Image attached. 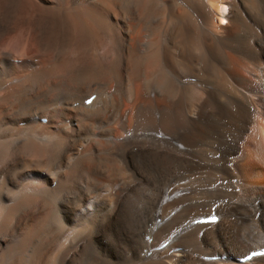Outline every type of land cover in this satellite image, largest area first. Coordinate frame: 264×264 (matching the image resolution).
Instances as JSON below:
<instances>
[{
	"label": "bare ground",
	"instance_id": "bare-ground-1",
	"mask_svg": "<svg viewBox=\"0 0 264 264\" xmlns=\"http://www.w3.org/2000/svg\"><path fill=\"white\" fill-rule=\"evenodd\" d=\"M262 245L264 0H0V264Z\"/></svg>",
	"mask_w": 264,
	"mask_h": 264
},
{
	"label": "rangeland",
	"instance_id": "rangeland-1",
	"mask_svg": "<svg viewBox=\"0 0 264 264\" xmlns=\"http://www.w3.org/2000/svg\"><path fill=\"white\" fill-rule=\"evenodd\" d=\"M33 61L35 62V59H34ZM13 63H14L15 65L19 64V59H18V58H15V59L13 60Z\"/></svg>",
	"mask_w": 264,
	"mask_h": 264
}]
</instances>
